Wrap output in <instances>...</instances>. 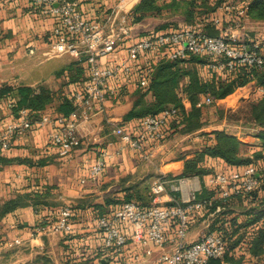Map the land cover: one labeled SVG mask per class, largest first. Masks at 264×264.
Listing matches in <instances>:
<instances>
[{"label":"crops","instance_id":"1","mask_svg":"<svg viewBox=\"0 0 264 264\" xmlns=\"http://www.w3.org/2000/svg\"><path fill=\"white\" fill-rule=\"evenodd\" d=\"M71 1L77 3V8L83 17L99 22L106 32L112 18L124 17L132 34L131 39L126 40V43L155 31L158 25L164 23L161 19L157 23L150 22L148 17L141 22L133 23L129 13L121 14L112 8L118 0ZM226 23L230 22H225L224 25H227ZM54 26L56 19L35 10L30 0H0V87L28 86L38 89L44 86L53 91L61 90L65 95L68 93V87L74 88L72 84H65L64 70L77 58L67 54L50 58L44 55L52 39ZM179 26L180 23L173 27ZM27 46L32 47L33 53H28ZM123 46L120 44L114 52L98 58L99 65L106 67L125 59L127 54ZM164 57L166 58L160 52L140 54L131 59L130 73L109 80V84L114 87V94L106 100L104 112L96 113L88 122L79 124L78 134L81 140L79 146L68 151L61 150L50 141L51 127L45 125L33 126L24 136L14 137L10 147L0 152V206L25 194L36 193L45 197L46 201L57 205L53 207L55 209L63 204L76 207L72 229L77 237L69 241L74 253L71 254V258L66 257L67 260L83 255L82 252L90 256L97 253L95 248L100 241L96 232L95 205L104 204L109 196L121 198L123 187L143 179L148 174H167L175 178L180 176L183 160L179 157L201 149L199 133L185 136L173 134L183 143L188 139L191 143L190 139H193L200 147L194 144L191 149V146L187 147L183 152L175 154L172 159L161 161L170 135L168 134L170 121L165 127L161 140L147 139L143 142L144 150L150 154L148 159H144L139 153L127 147H122L118 135L112 133L115 126L130 134H137L143 130L141 121L146 116L127 120L124 117L138 100L147 103L153 100V95L148 89L149 79L147 85L141 86L139 83L141 72L144 69L152 71L156 62ZM85 75L88 76L87 69ZM80 87L81 84L76 85V90ZM247 89L253 90L248 92L247 97L240 98L251 102L256 93L258 96L257 85L254 82L242 89H236L214 103L224 101L236 92ZM178 96L183 107L188 108L186 95L178 92ZM49 109L53 111L48 112ZM43 114L59 115L52 105L44 110ZM16 117L17 114L12 115L11 104L6 99L0 100V132ZM246 144L250 145V143ZM96 161H102L104 167L99 178L92 181L88 178V172ZM157 178L150 180V188ZM200 193L202 189L198 194ZM178 195L179 193L166 190L163 205L170 204L168 197ZM120 204L112 203L105 206L106 209L110 208L107 215ZM148 204L149 202L145 206ZM44 220L41 210L35 211L29 200L0 216V264H66L62 248L63 245L67 248L65 246L67 241L65 243L62 233L38 235L32 233L33 227L45 223ZM206 231L203 219L198 217L193 219L189 224L187 241L195 240ZM150 246L154 250L150 256H145L141 247L129 249L127 246L123 253L124 264H157L160 252L153 248L152 244ZM134 253L140 257L130 258ZM86 264H91V261H87Z\"/></svg>","mask_w":264,"mask_h":264},{"label":"built area","instance_id":"2","mask_svg":"<svg viewBox=\"0 0 264 264\" xmlns=\"http://www.w3.org/2000/svg\"><path fill=\"white\" fill-rule=\"evenodd\" d=\"M30 2L38 6L41 13L56 19L52 39L44 55L48 58L65 54L75 58L85 55L88 78L70 96L74 108L66 116L43 114L38 120L32 121L27 111L21 109L17 117L0 132V152L10 147L14 137L23 136L33 126L45 125L51 127L50 141L61 150L68 151L79 146V124L88 122L96 113L104 112L106 100L114 94V87L109 84V80L130 73L131 59L143 53L160 52L173 60L185 58L189 53L205 55L213 58L207 67L216 72L231 70L237 64L257 68L264 66V37L246 39V33L244 39L240 37L243 36L249 0H235L217 7L223 14V17L214 19L219 35L210 36L199 25H182L165 31H151L130 43H126V40L131 39V28L124 17L112 18L106 32L99 22L83 17L75 1ZM225 22L230 23L224 25ZM120 44L124 45L127 57L109 66H100L98 58L114 52ZM28 53H33L32 47H28ZM149 72L150 69L141 72V86L147 85ZM257 91L261 93L263 88L257 86ZM214 102L209 94H205L200 101L204 105ZM178 113L179 108L170 106L156 115L144 117L141 121L143 130L137 134H130L117 126L112 129V133L118 135L122 147L148 159L150 154L144 150L143 142L147 139L161 140L167 123L176 118ZM103 167L102 161H96L89 168L88 178L96 181ZM258 171L256 165H248L240 170L232 168L210 174L204 183L210 189L215 188L216 193L205 198L197 196L202 189L199 176L167 180L161 174L151 185L147 206L136 201H125L109 215L96 218V228L103 233V245L112 249L110 258H113L114 255L125 253L128 243L133 245V249L141 247L143 254L150 256L154 251L150 246L152 244L160 252L157 264H208L211 259H220L226 250L225 240L213 232H207L188 242L189 224L199 212L208 210L203 218L207 227L210 220L225 209L219 202L232 196H242L257 187ZM166 190L179 195L168 197L170 204L165 206L163 197ZM71 215V207L63 204L58 208L53 223L37 224L32 233L71 232ZM139 257L135 253L130 256L134 259Z\"/></svg>","mask_w":264,"mask_h":264},{"label":"trees","instance_id":"3","mask_svg":"<svg viewBox=\"0 0 264 264\" xmlns=\"http://www.w3.org/2000/svg\"><path fill=\"white\" fill-rule=\"evenodd\" d=\"M235 0H139L129 11L131 21L141 22L147 17H164L169 20L158 25L155 31L173 29L178 21L186 25H199L202 30L210 35H219V29L214 25L216 17H223L217 7L231 3ZM247 19L251 21H264V0H249ZM35 10L40 8L33 4ZM180 19V20H178ZM145 34V33H144ZM51 42V41H50ZM213 60L211 57L189 53L185 58L169 59L162 58L156 62L154 69L150 70L149 90L153 100L149 103L138 100L131 110L125 115V119L139 118L147 115H156L167 107L179 108L176 118L170 121L171 135L185 136L199 133L201 137V149L179 157L183 160V170L176 178H185L197 175L204 186L199 198L210 197L216 193V189L207 188L204 180L217 170L241 169L248 165H256L260 174L258 185L252 191L242 196H232L221 203L225 209L217 213L209 222L207 232H213L221 236L226 242V250L222 258L211 259L208 264H264V66L257 68L248 65H235L233 69L216 72L207 67V63ZM86 58L81 55L73 60L64 70L65 84L68 87L65 95L61 90H50L40 86L33 89L28 86L4 85L0 87V100L6 99L12 106V115H16L21 109H25L30 120L36 121L48 107L55 106L60 115H68L74 108L71 95L76 90V85H83L87 81ZM206 70L208 76L201 75ZM147 76V74H146ZM254 82L263 88L258 96H253L248 103V120L257 130L253 134L258 140L256 150L247 155L249 144L243 143L235 135L224 129L204 131L206 124L202 118V107L197 106L202 95L209 94L214 101L223 99L236 89H242L249 83ZM178 92L186 95L189 102L188 108H184ZM216 164V166H215ZM222 168V169H221ZM262 169V170H261ZM160 174H148L143 179L130 183L123 187L121 198L107 197L104 204L95 205V217L105 216L110 211L105 206L109 204L136 201L141 205L150 201V180ZM168 180H176L171 175H166ZM26 200L33 205L35 211L41 210L45 223L51 224L56 220L58 208L52 202L46 201L40 194H25L21 198L12 199L0 206V216L12 211ZM62 206V205H61ZM72 215L70 223L75 215V206H70ZM45 212L47 214H45ZM209 211L199 212L198 218H205ZM195 217V218H197ZM173 224H175L173 222ZM100 243L96 246V254L88 253L75 256L69 241L74 239L73 231L63 233L67 248H62L66 264H124L122 255H114L111 248L103 245V233L96 230ZM68 252L65 254V252ZM83 257V258H81ZM82 259V260H81ZM85 262V263H82Z\"/></svg>","mask_w":264,"mask_h":264},{"label":"rangeland","instance_id":"4","mask_svg":"<svg viewBox=\"0 0 264 264\" xmlns=\"http://www.w3.org/2000/svg\"><path fill=\"white\" fill-rule=\"evenodd\" d=\"M138 1L139 0H118L116 3L113 4L112 8L115 10V12L119 11L121 12V14L129 13L130 8L133 7V5L137 3ZM125 2H128V3H125ZM169 17H170L169 14L168 15L165 14L164 17H148V21L157 23L161 19L162 21L165 22L168 20ZM174 17L175 16H173L172 18L170 17V19L173 20ZM178 23H180V26L184 24L181 21H178ZM245 33L247 37H249L250 39L251 37L252 38L264 37V21H251L249 19H246L244 23V30L242 32L243 36L240 35V37L244 39ZM201 75H203L204 77H207L208 72L206 70H202ZM250 90L252 92L253 89H247L243 92H236L235 95H232L226 98L224 101H218L216 103H212L209 105L201 104L199 101L200 105L203 106L202 107L203 109L202 118L204 120V123L206 124L204 131L210 132L213 129H224L229 133H233L234 135H236V137L240 138L243 142L250 143L251 146L248 148L247 155H250L252 151L256 150L255 144H257L256 143L257 140L252 135L255 133L257 129L254 128L253 125H251V123L248 120V102L250 101L248 100L246 102L240 97H243V96L247 97L248 96L247 94ZM52 111L53 110L51 109L48 110V112H52ZM25 134L26 132L24 133V135ZM168 134L170 135L168 136L169 139L166 143L167 145L165 147L166 151H165V154L163 153L161 157V161L172 159L175 156V154H177L180 151L183 152L184 149L186 150L187 147H190V146H191L190 147L191 149L194 146V144L198 148L200 147L198 146L199 143L198 144L195 143L196 141L193 139H190L191 143L188 142L189 139L185 140L184 143L179 141L180 140L179 137L177 136L174 137L173 135H171V130H169ZM200 142H201V137H200ZM166 175H164V178L168 180ZM127 246L129 249L133 248V245L132 244L130 245V243L126 245V248Z\"/></svg>","mask_w":264,"mask_h":264}]
</instances>
